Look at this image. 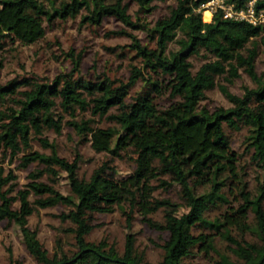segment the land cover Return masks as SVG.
Listing matches in <instances>:
<instances>
[{
  "label": "trees",
  "instance_id": "1",
  "mask_svg": "<svg viewBox=\"0 0 264 264\" xmlns=\"http://www.w3.org/2000/svg\"><path fill=\"white\" fill-rule=\"evenodd\" d=\"M139 13L152 12L156 0H133ZM166 2L167 0H159ZM213 0H176L167 17L153 27L134 21L126 0H0V51L4 39L34 44L47 33L45 23L57 18H76L83 10L89 15L83 21L100 25L115 17L127 27L144 29L157 47L141 44L138 37L125 30L113 32L129 35L141 66L133 65L125 80H114L104 74L95 78L81 75L82 56L74 60L72 73L57 76L52 81L37 79L0 82V151L15 159L21 153V166L38 164L44 168L30 174L31 181L17 196L3 187L15 178L10 174L0 179V221H18L24 244L40 264H149L144 252L136 247V237L128 233L124 251L106 240L87 239L94 230L91 214L112 213L115 207L127 215L132 226L135 213L157 230L168 231L161 264H184L199 252L216 251V234L231 244L238 261L223 256V264H264V181L257 191L249 190L248 182L238 169V155L231 147L225 127L248 128L247 149L252 160L264 173V76L257 71L260 41L264 43V23L254 25L246 20L224 17L221 8L205 21L203 12ZM252 0H226L236 8H246ZM257 13L264 12V0H256ZM175 47L171 49V45ZM202 51L215 57L193 71L191 56ZM2 63H0V69ZM243 69L256 87L246 88L243 96L232 93L225 85L220 89L233 103L211 113L200 107L205 90L215 85L219 76L232 82L240 78ZM143 89L131 97L139 83ZM169 93L172 100L161 108L157 99ZM117 112L111 113L112 109ZM91 112L93 117H106L114 123L106 128L90 118H73V127L82 142H90L98 153L107 152L122 157L131 152L134 170L128 176L115 178L107 173L108 165L94 171L89 179L79 175L80 159L62 157L58 145L44 137L46 130L61 131L65 113L70 110ZM50 152L33 150V141ZM53 169L66 173L70 194L42 180ZM178 186L190 199L188 211L155 220L154 192ZM35 200L31 201V196ZM239 199L238 206L230 199ZM19 201V208L15 202ZM63 205V222L72 224L66 231L75 236L76 250H57L54 255L42 244L38 232L29 225V218L39 208ZM228 205L218 218L207 214L213 208ZM253 213L254 225L248 222ZM209 233L196 235V227ZM250 232L258 242L239 240L233 228ZM213 233V234H212ZM10 264H24L10 256Z\"/></svg>",
  "mask_w": 264,
  "mask_h": 264
},
{
  "label": "rangeland",
  "instance_id": "2",
  "mask_svg": "<svg viewBox=\"0 0 264 264\" xmlns=\"http://www.w3.org/2000/svg\"><path fill=\"white\" fill-rule=\"evenodd\" d=\"M130 3L129 13L134 21L140 19L141 23H146L151 27L162 18L169 14L170 7L177 4L176 0L166 2L156 0L153 3L155 9L149 13H139V5L133 0H126ZM211 3L203 12L205 21H211L213 17ZM212 12L209 20L205 19V13ZM89 14L84 10L76 17L67 20L55 19L53 23H45L46 36L34 43L24 44L10 37L4 39V49L0 51V82L5 84L18 79H37L42 82L52 81L59 75L70 74L74 68V60L82 56L81 75L86 78H95L97 75H108L114 80H125L130 76L133 65L141 66V58L136 54L132 46V39L129 35H119L113 32L125 30L138 37L141 44L150 48H156V41L144 29H132L124 25L115 17H108L100 25H94L88 21H83ZM260 41V52L257 59V71L264 76V43ZM175 45H171V49ZM193 65V71L207 62L215 60V57L202 51L199 55L191 56L189 59ZM241 77L228 81L225 76H219L215 80L214 87L205 90V97L202 99L200 107L207 109L211 113L219 108H230V102L220 89L225 85L229 90L239 96H243L245 89L256 87L255 82L243 70H240ZM143 83L139 82L130 93L131 97L137 96L142 91ZM169 93L157 99L161 108H166L171 103ZM117 112L114 108L111 113ZM94 118L95 124L99 127L114 125L106 117H93L91 112L80 113L78 110L71 109L70 113H65V119L60 132L46 130L44 137L58 145L60 155L69 161L76 158L80 159L79 175L81 178L89 179L94 171L104 165H108L107 173L115 178L128 176L134 170L131 152H122V157H113L107 152H96L90 142H82L79 135L67 120L73 118ZM226 133L230 138L231 147L238 155V169L243 174L244 180L248 182L249 190L253 193L264 181L263 171L252 160V151L247 149L246 137L249 134L248 128L240 130L225 127ZM33 150L49 153L48 149L43 148L38 141H33ZM22 153L15 159H11L10 154L0 151V179L7 178L10 174L15 176L8 184L3 187V191L12 189L10 195L17 196L18 191L25 189L31 181L30 174L33 171L41 170L44 167L32 164L25 168L21 166ZM42 180L54 185L64 194H70V185L66 173L59 169H53L46 173ZM234 206H238L239 199L235 200L234 195L230 197ZM35 196H31V201ZM155 211L153 218L163 222L166 216L181 215L188 211L190 199L180 187L174 186L169 190L159 188L154 192ZM19 201L15 202L14 207L19 208ZM228 205L213 208L208 212L210 219L222 216ZM67 208L58 205L51 208H39L30 216L29 225L38 232V236L49 251L54 255L57 250L63 249L65 252L76 250L75 236L68 233L67 228L72 226L69 222H63L59 217ZM94 230L88 235L87 239L92 242L106 240L110 245L115 244L120 252L124 251L126 237L132 233L136 237V247L139 252H144L146 261L149 264H161L164 256V245L170 238L168 231L151 228L140 213H135L132 226H129L128 218L123 211L115 207L112 213L94 212L91 214ZM248 222L254 225V214H249ZM193 232L209 233L202 227L194 228ZM233 236L239 240L248 242H258L255 234L250 232L242 233L237 228L232 230ZM213 234V233H212ZM216 251L210 253L199 252L195 249L192 257L186 258L184 264H223L222 257L226 256L232 262H237L238 258L232 251L229 242L215 235ZM10 256L23 262L24 264H40L27 250L22 230L19 222L3 220L0 221V264H10Z\"/></svg>",
  "mask_w": 264,
  "mask_h": 264
},
{
  "label": "built area",
  "instance_id": "3",
  "mask_svg": "<svg viewBox=\"0 0 264 264\" xmlns=\"http://www.w3.org/2000/svg\"><path fill=\"white\" fill-rule=\"evenodd\" d=\"M255 1H250L246 8H236L233 4L226 3V0H213L207 5H203L204 8L208 7L211 3L212 12L221 8L224 11V17L235 20H246L254 25H260L264 23V12L257 13L255 7Z\"/></svg>",
  "mask_w": 264,
  "mask_h": 264
},
{
  "label": "bare ground",
  "instance_id": "4",
  "mask_svg": "<svg viewBox=\"0 0 264 264\" xmlns=\"http://www.w3.org/2000/svg\"><path fill=\"white\" fill-rule=\"evenodd\" d=\"M211 13H212V12L207 11V12L205 13V19L209 20L210 17H211Z\"/></svg>",
  "mask_w": 264,
  "mask_h": 264
}]
</instances>
